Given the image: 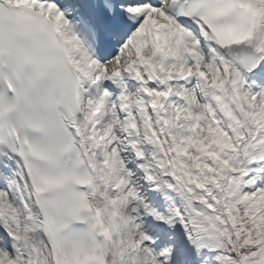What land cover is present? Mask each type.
<instances>
[{"label": "snow or ice", "instance_id": "obj_1", "mask_svg": "<svg viewBox=\"0 0 264 264\" xmlns=\"http://www.w3.org/2000/svg\"><path fill=\"white\" fill-rule=\"evenodd\" d=\"M0 264H264V0H0Z\"/></svg>", "mask_w": 264, "mask_h": 264}]
</instances>
